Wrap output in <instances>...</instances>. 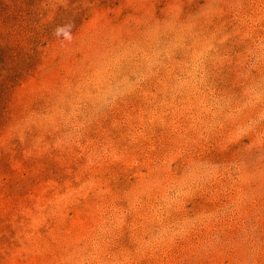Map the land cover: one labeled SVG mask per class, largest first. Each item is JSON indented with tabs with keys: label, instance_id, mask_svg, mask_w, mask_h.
I'll use <instances>...</instances> for the list:
<instances>
[{
	"label": "rangeland",
	"instance_id": "374dc122",
	"mask_svg": "<svg viewBox=\"0 0 264 264\" xmlns=\"http://www.w3.org/2000/svg\"><path fill=\"white\" fill-rule=\"evenodd\" d=\"M0 264H264V0H0Z\"/></svg>",
	"mask_w": 264,
	"mask_h": 264
}]
</instances>
